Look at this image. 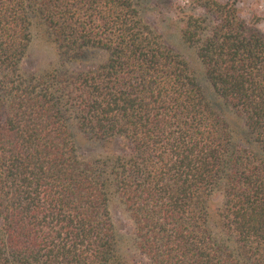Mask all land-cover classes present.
Returning a JSON list of instances; mask_svg holds the SVG:
<instances>
[{"label":"trees","instance_id":"obj_1","mask_svg":"<svg viewBox=\"0 0 264 264\" xmlns=\"http://www.w3.org/2000/svg\"><path fill=\"white\" fill-rule=\"evenodd\" d=\"M182 1L205 82L142 0H0V264H264V32ZM36 26L58 57L30 72Z\"/></svg>","mask_w":264,"mask_h":264},{"label":"rangeland","instance_id":"obj_2","mask_svg":"<svg viewBox=\"0 0 264 264\" xmlns=\"http://www.w3.org/2000/svg\"><path fill=\"white\" fill-rule=\"evenodd\" d=\"M226 1V0H221ZM146 20L163 36L165 43L184 57L198 75L200 81L205 82L203 69L197 55L183 40L182 30L186 17L196 12L194 6L182 0H142ZM237 6L243 18L256 25L264 32V0H237ZM201 12V11H200ZM33 41L22 67L26 71L36 72L47 69L57 60V51L49 41L43 29L36 26L33 30ZM79 152L84 157H96L104 154L106 149L89 140L78 139ZM224 196L215 192L210 200V211L215 216L222 207ZM111 212L120 240L122 251V236L126 238L123 249L130 252L132 259H139V254L132 246L131 237L133 225L128 213L117 200L111 203Z\"/></svg>","mask_w":264,"mask_h":264}]
</instances>
